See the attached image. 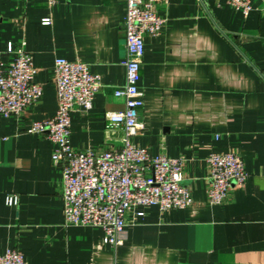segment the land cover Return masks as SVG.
<instances>
[{"label":"crops","instance_id":"crops-1","mask_svg":"<svg viewBox=\"0 0 264 264\" xmlns=\"http://www.w3.org/2000/svg\"><path fill=\"white\" fill-rule=\"evenodd\" d=\"M252 4L245 14L226 0H157L166 22L145 36L144 128L133 141L187 159L194 203L146 208L114 248L101 227L64 223L55 144L28 128L56 114L55 61L63 57L86 62L102 82L91 109L72 113L71 144L123 145L122 128L106 113L124 108L114 91L126 78V1L0 0V52L25 42L43 88L20 116L0 114V254L19 249L27 264H264V0ZM230 150L248 177L229 202L212 204L206 159ZM9 195L19 203L10 205Z\"/></svg>","mask_w":264,"mask_h":264},{"label":"built area","instance_id":"built-area-1","mask_svg":"<svg viewBox=\"0 0 264 264\" xmlns=\"http://www.w3.org/2000/svg\"><path fill=\"white\" fill-rule=\"evenodd\" d=\"M46 1L53 5L58 0ZM125 1L126 78L114 91L116 97L124 100V108L106 113L111 127L122 128L123 145L95 151L71 144L72 113L77 108L85 112L91 109L102 82L86 62L63 57L55 61L59 100L56 114L47 120H36L28 128V132L47 137L55 144L52 160L62 172L64 223L99 226L105 233V241L114 248L123 244L129 220L142 216L146 208L157 206L168 211L194 203L192 188L185 183L187 159L172 158L163 152L154 155L133 141L144 128L141 119L144 92L139 82L145 36L161 33L166 19L157 11V0ZM226 1L245 14L254 10L252 0ZM5 56L10 59H4ZM35 76L33 56L25 48V42L19 46L10 42L0 52V114L20 116L40 98L43 88ZM206 161L209 202H229L233 187L243 184L248 177L243 158L230 150L213 152ZM8 203L18 204L19 196L9 195ZM0 264H27V261L19 249H9L0 254Z\"/></svg>","mask_w":264,"mask_h":264}]
</instances>
